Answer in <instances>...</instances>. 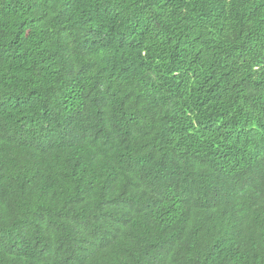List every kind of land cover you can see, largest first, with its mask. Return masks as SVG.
<instances>
[{"label": "trees", "instance_id": "16d2710c", "mask_svg": "<svg viewBox=\"0 0 264 264\" xmlns=\"http://www.w3.org/2000/svg\"><path fill=\"white\" fill-rule=\"evenodd\" d=\"M0 264H264V0H0Z\"/></svg>", "mask_w": 264, "mask_h": 264}]
</instances>
